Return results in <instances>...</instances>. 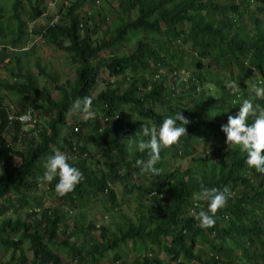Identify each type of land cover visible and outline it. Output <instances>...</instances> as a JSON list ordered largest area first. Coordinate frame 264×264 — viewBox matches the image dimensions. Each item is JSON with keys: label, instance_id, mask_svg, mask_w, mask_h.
Masks as SVG:
<instances>
[{"label": "trees", "instance_id": "1", "mask_svg": "<svg viewBox=\"0 0 264 264\" xmlns=\"http://www.w3.org/2000/svg\"><path fill=\"white\" fill-rule=\"evenodd\" d=\"M47 1L13 0L10 13L9 0L0 3V38L12 50L0 51V63L8 59L3 66L14 79L0 85L22 104L14 116L34 108L48 118L27 128L10 119L0 97V250L12 252L0 264H264V174L250 168L246 153L227 144L221 131L245 99L264 111V97L255 98L249 85L264 78V0H118L109 16L96 10L99 0H68L57 23L26 30L27 23H39ZM34 31L70 59L72 79L60 82L41 65L37 75L8 65L10 55L18 60L33 48ZM104 68L121 81L95 97ZM40 75L55 97L39 87ZM85 96L92 100V119L69 115L72 101ZM177 111L189 121L186 133L161 149L158 175L141 171L136 161L148 160L147 150L136 151L147 140L142 125L158 128ZM89 146L102 169L88 165ZM57 151L82 174L64 196L55 191L56 179H42L44 162ZM43 184L51 202L30 211ZM201 185L229 193L210 228L195 218L207 211ZM98 200L110 205L104 224L97 222L101 215L89 219ZM66 207L76 210L72 225ZM25 209L28 218L9 216ZM138 246L152 256L129 259Z\"/></svg>", "mask_w": 264, "mask_h": 264}, {"label": "clouds", "instance_id": "2", "mask_svg": "<svg viewBox=\"0 0 264 264\" xmlns=\"http://www.w3.org/2000/svg\"><path fill=\"white\" fill-rule=\"evenodd\" d=\"M58 20L56 18L52 19L49 24H55ZM2 48L3 45L0 46V51ZM251 84L254 85L253 92H255V98L259 99L264 97V78L257 77L252 80L249 83L250 88ZM91 103V97L85 96L83 98H76L72 101L68 109V114H82L85 119H88L94 115L90 109ZM26 114L32 115L35 122L21 121L20 117ZM118 116L119 115H116L115 117L118 118ZM249 117H255L251 123L247 122ZM10 119L18 120L27 127H35L39 124V117L32 108L19 115H11ZM101 120L103 125L109 123L108 117L101 118ZM188 123L189 121L184 115H182L181 111H177L174 115L165 117L158 128L156 126L148 127L142 125V135L147 137V140L139 141L136 144V151L144 152L147 150L148 160L146 163L141 160L136 161L137 165H142L141 171L149 172L154 175L159 174L160 169L155 167V165L160 159L159 154L161 149L176 143L186 133L185 125ZM101 127L103 128V126ZM102 128L99 130L100 132L102 131ZM75 130H77V128H75ZM221 131L225 135V142L227 144L237 146L241 152L246 153L245 163L250 168L255 169L256 172L264 174V154H262V150H264V111L258 112L257 108L254 107L253 102L249 99H245L240 105L236 115H229L227 117V123L221 125ZM75 142L77 143V139ZM79 144L82 145V142ZM96 159L100 164L99 160L101 158L97 155ZM100 167L101 169L103 168L102 163L100 164ZM44 169L45 171L42 179L46 182H51L56 179L57 182L54 187L59 196H64L71 192L82 179V174L78 168L71 165L68 162V157L59 151L52 153L46 159L44 162ZM228 195L229 193L227 189L219 191L216 188H206L201 185L199 196L201 200L207 202V211L201 210L195 217L198 221L199 227L210 228L215 224V215L218 210L223 209L226 206ZM34 203L35 202L32 203L30 208L32 210L30 211L39 212L41 207L33 206ZM197 205V202H194V206ZM25 210L27 213L30 212L28 209ZM69 210L71 214L74 213V210ZM193 211L194 208L191 210L192 214ZM99 221L100 218L98 222ZM148 254L152 256L151 253L144 255ZM180 261L181 259H178V261H174L172 264H179Z\"/></svg>", "mask_w": 264, "mask_h": 264}, {"label": "rangeland", "instance_id": "3", "mask_svg": "<svg viewBox=\"0 0 264 264\" xmlns=\"http://www.w3.org/2000/svg\"><path fill=\"white\" fill-rule=\"evenodd\" d=\"M3 1L6 0H0V3H4ZM12 1L13 0H9V2L7 4H5V7L7 9V13H10L11 11V6H12ZM68 0H48L45 6V13L43 15V17H41L38 22L36 24L33 23H27L25 29L28 31H31L32 29L34 30L37 29L39 26H45L48 23L51 22L52 19H60V15H59V7L64 3H66ZM74 1V0H73ZM119 4L118 0H99V2H97L96 4V10L101 11V14L103 16H109V12L111 11L112 7H116ZM95 10V11H96ZM50 17H52L51 19H49ZM12 27H16V23L12 24ZM30 44L32 45L33 43V48L29 50H27V54L26 55H20L17 56L19 57L18 60H16L17 58H15L13 55H15L14 53L12 55H7L10 57V59H12V63L8 64L11 65V68L13 69V71H17L19 69V67L23 68V70H30L32 71L34 74L37 75L38 73V65L44 66L46 71L54 74L56 76H58L59 81L60 82H64L67 78L72 79L74 77V70H72V66L70 64V59L67 58V56L64 54V52H62L61 50H59V48L52 44V43H48L46 41L44 42H40L39 37H37V34L35 33V31L32 33V35L30 36ZM2 45H6L7 46V50H2L1 49V54H9L12 53V50L10 49V45L7 42H2V39L0 38V46ZM5 46H3L4 48ZM180 49H188L187 46L183 45L182 43H180ZM127 51L133 50V47L131 48H126ZM103 55H106L103 53ZM107 56V55H106ZM16 60V61H15ZM5 62L8 61V59L4 60ZM3 62V63H5ZM3 63H0V82H8L7 80H9L10 82H13L14 79L12 78L11 75H9V71L6 70V68L3 66ZM15 63H17V66H15ZM6 66L7 68L9 66ZM9 75V76H8ZM187 72L186 73H181L182 77H186L187 78ZM11 79V80H10ZM38 80V84L39 87L42 88L43 86H46L47 88H49L53 94V96L55 97L56 93L52 88V83L51 82H46L45 78L43 76H38L37 77ZM121 81V77H117V76H112L110 75L109 71L107 69H102L100 76H99V80H98V85L95 88V90L92 92L93 95L96 97L98 96V94L104 90V88L108 85H112L115 82H120ZM254 84V83H253ZM256 85V84H254ZM254 85L251 84V92L254 91ZM124 86L126 87V84H124ZM124 87V88H125ZM0 97L3 98V103L4 105H6L9 108L10 114L11 115H15L20 108L22 107L21 103H16V97L13 93H9L6 91L5 87L0 85ZM34 109V108H32ZM129 109L126 110V113L128 112ZM34 111L36 112V114L39 117V123H43L46 120H48L47 116L44 115L43 111L41 110H37L34 109ZM79 119H85L83 117L82 114L78 115ZM91 118V117H90ZM72 121L69 122L68 126L72 125ZM30 128V127H27ZM65 133L68 134L69 133V129L66 128ZM201 145V144H200ZM200 145H196L195 147L200 149ZM90 147V146H89ZM91 151L89 153V158H88V165L90 167H94L96 169H101L100 164L97 162V155L99 154H95V150L90 147ZM94 154V155H93ZM13 164L18 165L20 162L18 159H14ZM186 163V162H185ZM46 186L43 184L41 186V189L39 192L35 193V203L33 206L35 207H41L44 204L45 201L48 202V204H50L49 202H51V199L49 197V195L46 194ZM116 191L118 193L121 194L122 189L120 187L116 188ZM118 196H120L118 194ZM131 199H133V197H131ZM105 201L103 200H98V202L96 204H94L93 206L89 207V219L92 221L94 218V215H101L102 218L100 219V221L98 223L100 224H104L107 223L109 220H111V215H107L106 210L110 209V205L108 203H104ZM132 204H134L132 202ZM108 205V206H107ZM124 209H126L127 211H130L126 206L124 207ZM67 212V217L69 219V225L73 224V221L75 220L73 215L76 214V210L74 209V214H71V212H69L70 210L66 208ZM110 211V210H109ZM27 211L26 210H22L19 212H11L9 214L10 217L15 218L17 216L22 217V218H28V216L26 217ZM75 241V238L72 239L73 243ZM22 253V252H21ZM148 252L141 246L136 247L133 251H131L130 253V257L129 259H135L137 256H142L144 254H147ZM12 252H6L4 250H0V262L1 263H7L10 260ZM20 255V254H19ZM24 255L30 259L32 257V253L30 250L26 249V251H24ZM160 259H163V261L168 259V256L165 255V253H161L159 254ZM103 264H107V263H103Z\"/></svg>", "mask_w": 264, "mask_h": 264}, {"label": "built area", "instance_id": "4", "mask_svg": "<svg viewBox=\"0 0 264 264\" xmlns=\"http://www.w3.org/2000/svg\"><path fill=\"white\" fill-rule=\"evenodd\" d=\"M20 120L21 121H33V122H35V119L33 118V116L32 115H30V114H26V115H23V116H21L20 117Z\"/></svg>", "mask_w": 264, "mask_h": 264}]
</instances>
